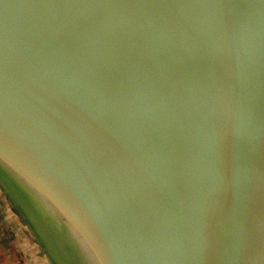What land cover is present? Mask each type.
<instances>
[{"label": "water", "instance_id": "obj_1", "mask_svg": "<svg viewBox=\"0 0 264 264\" xmlns=\"http://www.w3.org/2000/svg\"><path fill=\"white\" fill-rule=\"evenodd\" d=\"M0 192L48 264H264V0H0Z\"/></svg>", "mask_w": 264, "mask_h": 264}, {"label": "crops", "instance_id": "obj_2", "mask_svg": "<svg viewBox=\"0 0 264 264\" xmlns=\"http://www.w3.org/2000/svg\"><path fill=\"white\" fill-rule=\"evenodd\" d=\"M45 261L25 226L0 192V264H41Z\"/></svg>", "mask_w": 264, "mask_h": 264}, {"label": "rangeland", "instance_id": "obj_3", "mask_svg": "<svg viewBox=\"0 0 264 264\" xmlns=\"http://www.w3.org/2000/svg\"><path fill=\"white\" fill-rule=\"evenodd\" d=\"M41 264H48V262H47V261H45L44 263H41Z\"/></svg>", "mask_w": 264, "mask_h": 264}]
</instances>
